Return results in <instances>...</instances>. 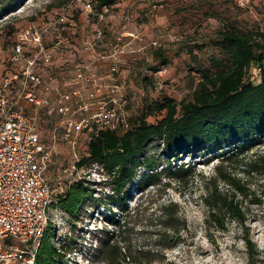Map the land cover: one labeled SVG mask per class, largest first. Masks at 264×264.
<instances>
[{"label":"rangeland","instance_id":"374dc122","mask_svg":"<svg viewBox=\"0 0 264 264\" xmlns=\"http://www.w3.org/2000/svg\"><path fill=\"white\" fill-rule=\"evenodd\" d=\"M87 1L92 4L91 12L85 8ZM226 21L238 29H264V0H115L102 8L97 0H0V58L11 50L15 32L24 25L46 27L47 43L54 48L51 73L58 82L70 83L76 65L91 69L108 63L115 45L132 40L115 64L124 81L129 120L135 123L137 112L145 105L164 97L180 100L186 96L202 74L216 71L215 59L220 67L229 65L226 53L215 43ZM137 37L146 42L140 44ZM140 45H145L144 55L129 51ZM158 49L164 51L167 64L153 72L148 67L158 66L161 58L154 55ZM249 78L254 84L260 81L254 66ZM46 110L40 112L38 124L41 144L51 150L45 174L54 194L52 212L57 208L60 213L58 199L74 179L85 177L90 181L86 185L93 187L72 227L65 218L56 221L62 243L66 239L74 246L66 253L63 248L62 264H106L97 261L106 237L102 227L120 231L117 239L124 245L121 251L127 262L131 256H145L151 264H249L244 241L247 230L259 251L257 263L264 264V202H254V198L264 199V164L260 160L264 158V136L254 135L213 150L201 148L174 159L163 155L154 143L147 153L156 158L152 172L158 174L153 182L141 185L151 171L138 167L123 188L128 195L125 208L120 209L111 198L113 182L101 165L90 162L74 170L72 150L61 137L59 115ZM162 116L163 112L154 110L146 120L154 123ZM92 136L88 132L81 135L80 157L87 152ZM230 148L235 156L222 162V154L228 155ZM220 163L247 187L245 195L236 196L246 213L243 224L227 214L221 215L224 228L207 220L203 199L207 180L217 176ZM166 166L171 170L186 167L188 174L179 180L163 170ZM216 182L219 188H228L220 178ZM170 202L176 204L179 217V237L172 239L164 235L171 229L164 223L163 206ZM107 216L118 220L117 225H108Z\"/></svg>","mask_w":264,"mask_h":264},{"label":"trees","instance_id":"16d2710c","mask_svg":"<svg viewBox=\"0 0 264 264\" xmlns=\"http://www.w3.org/2000/svg\"><path fill=\"white\" fill-rule=\"evenodd\" d=\"M114 1L97 0V5L102 8ZM215 43L226 53L229 59L227 67H220L218 59H215L213 63L217 67L216 71L202 74L192 90L180 100L169 96L160 102L149 103L137 112V121L130 122L131 126L126 131L120 133L111 129L101 130L88 141L87 152L76 164L78 167L90 162L101 165L102 171L105 170L113 182L114 196L111 198L117 201L120 209L125 208L128 195L123 192V188L133 179L138 167L143 166L147 171H151L140 181L141 185L153 182L158 174L157 171L152 172L157 166L156 158L147 153L150 151L147 148L154 143L160 146L159 151L163 155L174 159L179 154H190L201 148L213 150L240 140H248L254 135L264 136V29H238L226 21L218 31ZM155 54L161 60L157 67H148L153 72L159 71L160 65L167 64L163 50L158 49ZM252 66L258 69L260 75V81L256 84L249 78ZM154 110L163 112V116L158 121L149 123L146 117ZM231 151L230 148L228 153ZM222 155V162L235 156L231 153ZM260 160L264 164V158L260 157ZM168 162L170 164L169 160ZM163 170H169L179 180L188 174V169L183 166H175L172 170L166 166ZM217 178L228 185L226 190L219 188ZM89 182L85 177L74 181L58 199V209L67 216L71 227L81 213L85 198L93 193V187L86 185ZM207 184V194L203 198L208 209L207 220L224 228L221 215L227 214L239 224H243L246 213L236 199L238 194L247 193V187L241 182V178L231 171H226L225 166L220 163L217 165V176L209 178ZM254 202H264V199L254 198ZM176 209V204L172 202L163 206V213L166 214L164 223L171 229L164 231V235L169 239L179 235V217L176 215ZM111 218L112 216L106 217L107 220ZM117 223L116 219L110 220L108 225ZM51 228H46L40 240L35 264H62L63 248L66 253L74 247H70L73 241L65 239L62 243L61 236L58 241H54ZM101 231H104L106 237L97 256L99 263L151 264L145 256H131L127 262L121 251L124 245L121 246L117 239L120 231L103 227ZM244 241L249 264H258L256 255L259 251L247 230Z\"/></svg>","mask_w":264,"mask_h":264},{"label":"built area","instance_id":"2783aa9c","mask_svg":"<svg viewBox=\"0 0 264 264\" xmlns=\"http://www.w3.org/2000/svg\"><path fill=\"white\" fill-rule=\"evenodd\" d=\"M91 5L85 4L88 12ZM45 28L24 25L15 32L11 50L0 58V264H35L46 228L52 227L58 241L56 221L68 219L57 208L52 212L54 194L45 174L51 150L41 144L40 112L45 108L48 114L54 110L59 115L74 170L83 133L95 136L106 129L122 133L131 126L124 81L115 64L130 41L114 46L105 75L78 64L70 83L58 82L51 73L54 48L47 43ZM129 51L144 55L145 45Z\"/></svg>","mask_w":264,"mask_h":264},{"label":"crops","instance_id":"0c3cea01","mask_svg":"<svg viewBox=\"0 0 264 264\" xmlns=\"http://www.w3.org/2000/svg\"><path fill=\"white\" fill-rule=\"evenodd\" d=\"M138 40H139V43L140 44H143V43L146 42V39L144 40L142 37H141V39H138ZM131 41H130V43H131ZM108 63L110 64L111 63V60ZM108 63L107 62H104V63H101L99 65H95L94 67H91V70H97V71H99V73L105 75V73H108L109 72V69H110ZM119 76L122 77L121 74ZM21 103L22 104H26L27 102L25 100H22Z\"/></svg>","mask_w":264,"mask_h":264}]
</instances>
